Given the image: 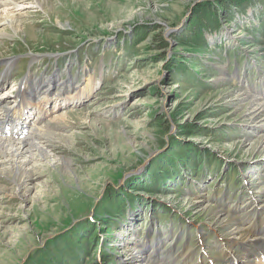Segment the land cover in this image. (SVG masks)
Instances as JSON below:
<instances>
[{
  "label": "rangeland",
  "instance_id": "374dc122",
  "mask_svg": "<svg viewBox=\"0 0 264 264\" xmlns=\"http://www.w3.org/2000/svg\"><path fill=\"white\" fill-rule=\"evenodd\" d=\"M223 1L47 0L48 12L18 16L21 37L0 31V59H14L3 76L0 64L2 94L29 73L47 108L32 132L73 134L47 149L71 171L42 164L24 199L0 189V264H136L135 240L156 236L152 264H169L155 250L187 264L249 254L264 231V150L253 147L264 126L243 125L245 108L228 99L264 101V0ZM61 98L69 106L51 112ZM229 217L243 235L226 247Z\"/></svg>",
  "mask_w": 264,
  "mask_h": 264
},
{
  "label": "bare ground",
  "instance_id": "6f19581e",
  "mask_svg": "<svg viewBox=\"0 0 264 264\" xmlns=\"http://www.w3.org/2000/svg\"><path fill=\"white\" fill-rule=\"evenodd\" d=\"M46 2L47 0H0V18H1L0 19V31L1 30L6 31V29L8 31V27H10L11 33L15 34L16 37H21V33H22L21 26H22L23 21L25 23L26 21L25 19L19 20L18 16L23 15L24 17H26L32 14L31 12L37 13L36 12L37 10L26 11L25 9H28V8H34V9L38 8V12L39 10H41L42 12L46 13L47 8H48V7H45ZM7 7H9L10 9H7ZM154 9H157V7H154ZM55 22L58 23L60 26H63V23L57 17H56ZM0 35H2V32H0ZM13 60L14 59L6 61L7 69L5 70V72L8 71L10 67H12V64L14 62ZM48 82H50V80H48ZM56 84L57 86H62V83H60L59 81H57ZM62 87L61 89H59L61 92L63 91ZM74 89H77V86H75ZM221 95H222L221 92L217 93L216 96H218V100H222V98L225 97ZM19 96L20 98L23 97L24 93H20ZM235 98L239 99V101L237 100L235 101ZM245 98H246L245 96L239 94L236 96L234 95L228 99L229 102H234V104H238L237 109L241 107L245 108L246 114H243V116L241 117L243 119L240 122H243V125L250 126V125H255L256 123V124H260L261 126H264V101L257 102L253 99H250L247 102H242ZM240 101L242 103H239ZM225 102H227V100ZM23 110L25 109L20 110L17 114L22 115L21 113ZM81 112L82 111L79 112L78 116H82L80 115ZM244 112H241L240 114ZM72 113H76V111H70L71 115ZM68 115H69V112L62 113V114H59L58 118L61 117L63 120H65L68 118ZM95 121L96 120L92 118L89 120V123L93 125ZM23 125L24 123L21 122L20 127H22ZM30 132H32V129ZM58 139L62 144H70L73 141V134L63 135V134H57V133H44V132H41V128L39 127L33 130L29 141H26V139H23L22 140L23 142L22 141L14 142V141H10L9 139L6 140V138L5 139L0 138V171L1 172L3 171L4 172L3 174H5L3 176H5L8 180H10V185H8L10 187L1 186L0 189H5L9 193V195L7 194V197L8 196L11 197L12 195H14L15 197L20 196L22 199H24L25 198L24 194L30 191V188L25 186L24 183H26V180L33 178V176L37 174L36 170H39L40 166L44 163L48 164V167L53 166L55 168H58V173L60 174L65 175L68 171H71L70 170L71 161H69L70 159L68 157L57 156L55 153L52 155V157H49V154L47 151L48 148H51L50 151L52 152L53 150L60 149L59 146L56 144ZM253 147L254 148L259 147L260 148V149L258 148L259 150H264V134H262L260 138H258V140L255 142V145ZM58 161H61L60 165L56 164V162ZM48 172H49V169H48ZM210 209L212 210L213 208L210 207ZM217 212L218 211L215 210V214H217ZM223 218L226 219V216ZM231 220L232 218L229 217L227 218V222H226V226L228 227L227 235L231 236L229 238L224 239V241H226L225 243L226 247L227 245L230 246L232 244V241L229 239L234 238V236L239 234L240 232V230L235 227H232V228L229 227L232 222ZM257 234L259 235H257V237L255 236L254 239H252L248 244L249 246L248 255H245L248 252L247 250L248 247L245 248L246 252L242 256H237L236 254L231 253L229 255V258L227 259L226 264H264V254L263 256H259V254L262 252V249L264 247V231H262L261 233H257ZM241 235L243 234H239L238 236L240 237ZM238 236L236 237L238 238ZM133 259L136 262V264H152L151 262H149V260L148 261L145 260L146 258L144 257L143 253L140 255V251L139 253L133 256Z\"/></svg>",
  "mask_w": 264,
  "mask_h": 264
},
{
  "label": "trees",
  "instance_id": "16d2710c",
  "mask_svg": "<svg viewBox=\"0 0 264 264\" xmlns=\"http://www.w3.org/2000/svg\"><path fill=\"white\" fill-rule=\"evenodd\" d=\"M225 4H228L227 6H225V8L227 10L229 8V5H230V7L235 6V5H238L239 4V1H237V0H225V3L223 1L222 5H225Z\"/></svg>",
  "mask_w": 264,
  "mask_h": 264
},
{
  "label": "water",
  "instance_id": "95a60500",
  "mask_svg": "<svg viewBox=\"0 0 264 264\" xmlns=\"http://www.w3.org/2000/svg\"><path fill=\"white\" fill-rule=\"evenodd\" d=\"M158 151H160L159 149L154 150L153 152L149 153V156L146 158V160H149L151 158V156H153L154 154H156ZM128 172H124L123 173V177L127 174Z\"/></svg>",
  "mask_w": 264,
  "mask_h": 264
}]
</instances>
